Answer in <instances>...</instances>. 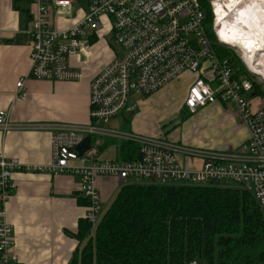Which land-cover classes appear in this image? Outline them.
Listing matches in <instances>:
<instances>
[{
  "label": "built area",
  "instance_id": "1",
  "mask_svg": "<svg viewBox=\"0 0 264 264\" xmlns=\"http://www.w3.org/2000/svg\"><path fill=\"white\" fill-rule=\"evenodd\" d=\"M76 1L30 0L32 25L26 31L31 46L29 75L50 81L82 79V71L73 68L70 59L87 58L95 36H110L115 43L109 40L114 56L91 80L90 122L60 124L52 131L49 163H23L0 153V264L19 261L13 251V226L6 212L16 171L77 177L80 193L88 201L85 217L92 231L106 211L99 186L103 177L115 179L122 185L130 182L165 185L234 182L255 197L264 215V106L252 107L247 99L253 89L252 79L246 75L236 77L235 63L227 57H219L208 34L200 1L87 0L86 7L79 6L83 15L70 26L51 24L50 10L67 16ZM225 1L209 0L213 12L212 31L218 43L231 47L246 70L256 76L239 50L221 41L215 3L224 5V18L234 12ZM188 72L196 76L185 100L190 114L217 102L237 108L248 136L232 151L201 150L174 144L162 136H146L110 126L114 118L122 120L136 111L139 106L136 95L154 94ZM260 80L264 82L263 78ZM23 86L24 80L20 79L17 99L26 97ZM9 116V109H0L3 133L18 126ZM87 136L91 137V145L81 154L77 146ZM105 137L137 142L140 157L134 160L104 158L101 147ZM182 158L199 159L202 165L185 164Z\"/></svg>",
  "mask_w": 264,
  "mask_h": 264
},
{
  "label": "crops",
  "instance_id": "2",
  "mask_svg": "<svg viewBox=\"0 0 264 264\" xmlns=\"http://www.w3.org/2000/svg\"><path fill=\"white\" fill-rule=\"evenodd\" d=\"M32 8L29 0H0V109H9V119L18 124L5 133L0 130V153L23 163L46 164L52 158L51 134L57 126L90 122L91 80L113 58L114 51L105 41L106 36H95L87 58L70 59L71 66L82 71V79L50 81L31 77V46L26 31L32 25ZM52 12L50 22L58 27L70 26L74 15L83 14L76 4L65 17ZM195 77L188 72L178 79L185 84V89L180 106L170 110L169 121L154 126L148 123L146 114L139 112L133 117L129 131L162 136L174 144L201 150L232 151L240 145L247 138L248 130L232 104H210L179 121L187 111L185 100ZM20 79L24 80L25 99L16 98ZM162 89L154 94L158 95ZM252 93L253 90L247 94L252 107L264 106V96ZM254 96H258L255 105ZM112 122L110 126L122 128ZM191 127L193 134L189 133ZM106 146H116V142L105 140L102 147ZM116 147L115 157L118 156ZM182 160L185 164L202 165L199 159ZM13 184L6 212L13 226V251L19 256L16 264H69L80 246L76 234L88 205L80 193L79 179L65 174L16 171ZM99 186L107 209L122 184L103 177Z\"/></svg>",
  "mask_w": 264,
  "mask_h": 264
},
{
  "label": "trees",
  "instance_id": "3",
  "mask_svg": "<svg viewBox=\"0 0 264 264\" xmlns=\"http://www.w3.org/2000/svg\"><path fill=\"white\" fill-rule=\"evenodd\" d=\"M199 1L219 57L237 65L236 77H249L236 53L218 43L209 0ZM252 84V95L264 96V87ZM190 115L183 112L182 120ZM117 146L122 160L140 157L135 141ZM76 237L69 264H264L263 212L251 193L228 183L124 184L96 230L84 217Z\"/></svg>",
  "mask_w": 264,
  "mask_h": 264
},
{
  "label": "bare ground",
  "instance_id": "4",
  "mask_svg": "<svg viewBox=\"0 0 264 264\" xmlns=\"http://www.w3.org/2000/svg\"><path fill=\"white\" fill-rule=\"evenodd\" d=\"M225 2L230 9L237 11L234 17L224 22L225 7L215 3L221 41L236 47L249 68L264 79V0Z\"/></svg>",
  "mask_w": 264,
  "mask_h": 264
},
{
  "label": "rangeland",
  "instance_id": "5",
  "mask_svg": "<svg viewBox=\"0 0 264 264\" xmlns=\"http://www.w3.org/2000/svg\"><path fill=\"white\" fill-rule=\"evenodd\" d=\"M76 5L77 6H82L83 5V6L86 7L87 6V0H77L76 1ZM220 6H223V5L221 4ZM52 11L53 10H50V14L52 13ZM73 15L74 14L72 12L71 16H73ZM82 15H80V16L74 15L73 17L76 20L79 17H81ZM63 17H65V16H63ZM73 17H72V19H73ZM206 28L210 30V25L206 24ZM109 37L110 36H106L107 39L104 38L105 41L107 40L109 42V40H110ZM111 43L115 44L113 40L111 41ZM113 47L116 48L115 46H113ZM239 54L241 55L240 51H239ZM246 73L249 76V78L252 79V81H256L257 84H260V85H262V87H264V82H262L260 80L261 77H256L258 75H256V76L252 75L247 70H246ZM184 86H185V84L181 80H176V81L171 82L169 84V86L163 87V89L158 93V95H155V94L136 95V100L139 103V106L136 109V111L134 113L125 115L124 116V120L122 119V121H121L120 117L114 118L113 119L114 122H112V124L114 126H120V127L124 128V129L120 128L122 131H129V129H130L129 127H130V125L132 123L133 117L137 113L140 112L142 114H146L147 115L148 121H150V122H148L149 124L152 122V125L159 127V123H161L162 121H164V120H166V121L168 120L169 121L170 120L169 119L170 110L172 108H174V107L180 106V102H181V99H182V94H183V91L185 89ZM257 97L258 96H254L253 97V99H254L253 105H255V102H256L255 98H257ZM179 121H182V116L179 117ZM193 131H194L193 127H191L190 130H189V133L193 134L194 133ZM139 134H142V133H139ZM142 135L155 136V135H151V134H142ZM156 137H159V136H156ZM108 139L114 140L116 142V146L120 142L119 140L111 138V137H105V138H103V141L108 140ZM116 146H111L109 148L106 146L108 148L107 151H106V147H104V148L101 147V155L104 158L105 157H108V158L115 157L114 147H116ZM117 148H118V146L116 147V149ZM230 184L233 185V186L234 185L237 186L234 182H230ZM115 195L116 194L114 193L111 201L114 199ZM106 206H107V204H105V206L103 205L105 210H106V208H105Z\"/></svg>",
  "mask_w": 264,
  "mask_h": 264
},
{
  "label": "water",
  "instance_id": "6",
  "mask_svg": "<svg viewBox=\"0 0 264 264\" xmlns=\"http://www.w3.org/2000/svg\"><path fill=\"white\" fill-rule=\"evenodd\" d=\"M237 10H234V12H232L231 14H228L225 18H224V22L228 21L230 18L234 17V14L236 13ZM91 145V137L87 136L78 146H77V150L83 154L84 151L89 148Z\"/></svg>",
  "mask_w": 264,
  "mask_h": 264
}]
</instances>
